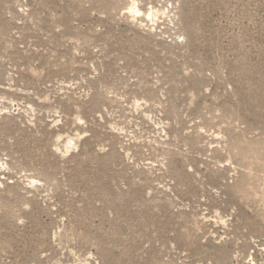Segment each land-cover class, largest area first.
<instances>
[{"label": "rangeland", "instance_id": "rangeland-1", "mask_svg": "<svg viewBox=\"0 0 264 264\" xmlns=\"http://www.w3.org/2000/svg\"><path fill=\"white\" fill-rule=\"evenodd\" d=\"M0 264H264V0H0Z\"/></svg>", "mask_w": 264, "mask_h": 264}, {"label": "bare ground", "instance_id": "bare-ground-1", "mask_svg": "<svg viewBox=\"0 0 264 264\" xmlns=\"http://www.w3.org/2000/svg\"><path fill=\"white\" fill-rule=\"evenodd\" d=\"M129 12L132 14V15H136L137 14V10H136V6H135V4L134 3H130V5H129ZM129 13V14H130ZM131 16V15H130ZM75 120H78V118H75ZM75 137H77V135H75ZM57 139H55V143H56V141L58 142V140L60 139V137H56ZM68 140V139H67ZM71 141H73V139H71V140H68L67 141V145H65L64 147H63V151L64 152H62V153H67L68 152V150L71 148L70 146H69V144H70V142ZM60 144V143H59ZM58 149V148H57ZM73 149V148H72ZM70 151V150H69Z\"/></svg>", "mask_w": 264, "mask_h": 264}]
</instances>
